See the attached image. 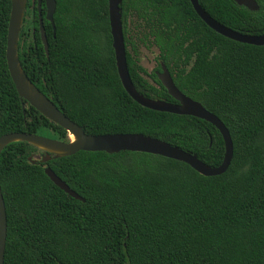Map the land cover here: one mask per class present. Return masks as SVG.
<instances>
[{
	"label": "trees",
	"instance_id": "trees-1",
	"mask_svg": "<svg viewBox=\"0 0 264 264\" xmlns=\"http://www.w3.org/2000/svg\"><path fill=\"white\" fill-rule=\"evenodd\" d=\"M257 11L232 0H198L216 22L246 35L264 34ZM52 25L30 13L22 70L88 135L142 134L195 155L215 168L224 142L210 123L139 106L117 75L107 0H55ZM151 5L160 23L155 42L170 47L175 86L227 128L233 155L225 173L205 177L175 160L137 152H83L41 163L25 142L0 154L7 231L3 264H264V46L229 40L208 28L189 0H122ZM10 0H0V136L41 135L68 141L65 130L21 101L5 52ZM25 26V27H26ZM193 57L188 70L185 66ZM127 67L137 92L176 103L158 82L145 84ZM172 74V73H171ZM32 159V162L29 159ZM49 167L83 201L56 187Z\"/></svg>",
	"mask_w": 264,
	"mask_h": 264
},
{
	"label": "water",
	"instance_id": "water-1",
	"mask_svg": "<svg viewBox=\"0 0 264 264\" xmlns=\"http://www.w3.org/2000/svg\"><path fill=\"white\" fill-rule=\"evenodd\" d=\"M45 5V20L54 30L53 15L56 10L55 0H43ZM196 15L204 24L215 33L235 42L253 46H264V34L258 36L246 35L232 31L213 20L199 5L198 0H189ZM236 5L243 6L250 11H257L255 0H232ZM41 2L37 0L40 39L47 54L48 46L42 26ZM122 0H107L108 22L111 36V46L114 52L115 65L118 78L124 91L139 106L162 113L181 116H191L204 120L214 126L222 136L224 142V157L221 164L215 168L209 167L195 155L183 151L170 144L144 136L142 134H107L88 135L73 121L69 120L36 86L28 79L19 62L18 41L22 29L27 0H10V16L6 38V64L7 69L21 101L27 102L39 114L66 131L68 141H61L41 135L25 133H8L0 136V154L10 144L25 142L44 153L42 157L35 156L41 163H47L52 157L63 158L83 152H105L118 154L119 152H137L151 154L175 160L188 165L198 174L205 177L218 176L228 169L232 155L233 145L230 134L224 124L212 113L207 111L199 102L183 94L175 86L173 80L164 71L160 76L162 86L167 94L176 102L170 103L162 100L149 99L139 94L135 89L127 67L126 50L122 33L121 5ZM73 136L74 140H69ZM52 155V157H51ZM29 161L32 162L30 158ZM45 175L60 190L72 198L83 199L60 179L49 168H44ZM7 220L3 195L0 186V264L4 263L6 245Z\"/></svg>",
	"mask_w": 264,
	"mask_h": 264
},
{
	"label": "flooded vegetation",
	"instance_id": "flooded-vegetation-1",
	"mask_svg": "<svg viewBox=\"0 0 264 264\" xmlns=\"http://www.w3.org/2000/svg\"><path fill=\"white\" fill-rule=\"evenodd\" d=\"M43 1V0H42ZM44 3V1H43ZM37 0H27L25 15L23 19V35L21 39L22 52L25 51V47L28 43L29 27L24 25V21L28 22L31 11H33ZM45 6V5H44ZM121 20H122V33L124 38L126 60L128 56L129 64L133 70L139 76L145 84L153 85L159 88L158 82L162 85L159 76L167 71L171 79L172 75H175L181 70L174 68V63H169L168 66L166 58H170L165 51L171 49L170 47H160L154 38V32H156L157 25L165 26L155 18L153 14L154 8L151 5H144L135 8L134 6H127L121 2ZM26 26V27H25ZM112 42V41H111ZM149 50L151 52L152 59L150 60L153 64L152 70H147L141 63L140 50ZM139 50V52H138ZM193 57L189 59L188 64L185 66V70H188ZM172 73V74H171ZM165 89V88H164ZM166 91V90H165Z\"/></svg>",
	"mask_w": 264,
	"mask_h": 264
},
{
	"label": "rangeland",
	"instance_id": "rangeland-1",
	"mask_svg": "<svg viewBox=\"0 0 264 264\" xmlns=\"http://www.w3.org/2000/svg\"><path fill=\"white\" fill-rule=\"evenodd\" d=\"M140 50V54H141V65L146 68L147 70H152V67H153V64L152 62L150 61L152 59V56H151V52L149 50H143V49H139ZM138 50V52H139ZM43 136L45 137H49V138H53L55 137L54 134L46 131ZM55 139V138H54Z\"/></svg>",
	"mask_w": 264,
	"mask_h": 264
},
{
	"label": "bare ground",
	"instance_id": "bare-ground-1",
	"mask_svg": "<svg viewBox=\"0 0 264 264\" xmlns=\"http://www.w3.org/2000/svg\"><path fill=\"white\" fill-rule=\"evenodd\" d=\"M69 140L73 141L74 140L73 136H69Z\"/></svg>",
	"mask_w": 264,
	"mask_h": 264
}]
</instances>
